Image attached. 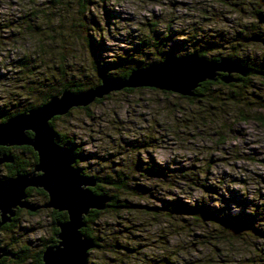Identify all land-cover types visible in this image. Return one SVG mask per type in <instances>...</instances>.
Listing matches in <instances>:
<instances>
[{
  "label": "rangeland",
  "instance_id": "374dc122",
  "mask_svg": "<svg viewBox=\"0 0 264 264\" xmlns=\"http://www.w3.org/2000/svg\"><path fill=\"white\" fill-rule=\"evenodd\" d=\"M86 8L78 0H0V108L38 103L59 78L97 83L98 70L116 72L110 62L122 56L142 66L200 49L264 66V0H89ZM253 33L263 41L242 40ZM138 41L148 43L140 50ZM185 97L113 90L55 121L80 146L78 166L88 175L120 172L119 184H102L130 204L104 210L89 263L264 264V76ZM30 200L46 199L34 192ZM51 210L22 211L1 237L35 257L54 235ZM234 214L247 219L236 234Z\"/></svg>",
  "mask_w": 264,
  "mask_h": 264
},
{
  "label": "water",
  "instance_id": "95a60500",
  "mask_svg": "<svg viewBox=\"0 0 264 264\" xmlns=\"http://www.w3.org/2000/svg\"><path fill=\"white\" fill-rule=\"evenodd\" d=\"M242 40L260 42L263 37L253 33ZM259 73L255 67L232 57L208 58L196 52L171 55L136 67L127 76L102 74L99 83L81 91L65 88L42 104L0 121V146L28 145L38 155L30 171L9 177L0 176V225L11 221L18 207L31 212L40 208L66 211L68 218L57 224V242L48 244L42 252V264H92L88 261V253L97 244L94 238L82 231L86 226L85 217L92 209L108 208L112 196L93 191L92 187L100 181L99 178L82 172V167L76 164L74 146L56 140L52 118L63 116L75 107H86L113 90L153 87L193 96L195 89L205 80L240 82L241 77ZM11 161V154L0 153V164ZM29 187L42 188L48 200L42 204L30 201L27 194ZM229 225L234 234L238 229H245L244 225L235 221H229ZM11 255L8 246H0V258Z\"/></svg>",
  "mask_w": 264,
  "mask_h": 264
},
{
  "label": "trees",
  "instance_id": "16d2710c",
  "mask_svg": "<svg viewBox=\"0 0 264 264\" xmlns=\"http://www.w3.org/2000/svg\"><path fill=\"white\" fill-rule=\"evenodd\" d=\"M88 2H89V0H78V5L80 7L79 11L84 12L87 9L86 8V3H88ZM258 11H260V10H258ZM144 43H148V42H146V41H143V42L138 41V42L135 43V47L140 49V50H142L143 46L146 45ZM194 51L196 53H199L202 56H205V57L207 56L206 53L203 50L196 49ZM232 56L233 55H230L228 57H232ZM222 57H224V56H212L211 58L220 59ZM236 60H239V61H241L243 63H246L248 65H251V66L255 67L256 69H258L260 71V73L258 75H260L261 77L264 76V66L259 65V64H253V63L249 62L246 59H236ZM149 62L145 63V65H148V64L151 63V62L150 63ZM110 63L113 64L111 68L113 70H115L116 72L107 73L104 70L99 69L98 70L99 78H98V82L97 83L100 82V78H101L102 74H108L110 76H115V75L127 76L132 69L140 66V65L129 66L127 64V62H126V65H124L123 64V56L121 58H119V60H116L115 62H110ZM145 65H142V66H145ZM235 75L239 76L238 74H235ZM249 76L241 77L240 83L244 82V81H248L249 80ZM57 83H58L57 86H56L55 83H50L49 85H47L50 88H47V89H46L47 86H45V89H46L45 93L43 94L41 100L38 103L31 102V103L26 104L25 106H21L20 105L21 108H18V109H14V108L9 109L7 107L0 108V121L6 120L10 116H12V115H14V114H16L18 112H22V111L28 110L31 107H34V106L42 104L51 95L60 94L65 88H70L73 91H81V90H84L86 88L95 86L97 84V83L85 84V83L80 82V81H74L73 82L71 80L64 81V80H62L60 78L58 79ZM218 83H222V81H220V80H216V81L205 80L199 85L198 88L195 89V94L193 96H187L185 98H188V99L192 100L196 96H201V95H203L205 93H208V92L211 91L212 86L216 85ZM234 83H239V82H230L228 84L234 85ZM124 90L125 91H133L134 88H125ZM101 101H102V98L95 100V102H101ZM85 108H88V106H86ZM69 114H70V111L66 115H69ZM62 117L63 116H55L51 120V124L54 127L55 132H56V140L58 142L62 143V144L63 143H67L69 146H74L75 147V151L77 153L76 164L78 165L81 161H83L85 159L83 154H82V152H81V150H80V146H78L75 143V139H73L70 135H68L66 133H62L61 131L59 132L55 128V121L58 118H62ZM29 134H31V132H29ZM8 148L9 149H7V152L12 153V151H11L12 148H10V147H8ZM19 149H21V150L18 153H16V154L12 153L15 156V160L18 162V167H17L18 169L16 167H14L13 170H12L13 172H15V170H17V171H26L28 168H31L33 166V164L38 159L37 152L31 146L23 145V146H20ZM23 155H27V156L24 157ZM82 172L84 174H87L85 172V168H82ZM95 177H97V176H95ZM108 177L109 176H106V178L98 176L97 178H100V181L94 187H92L93 191L96 192V193H99V194H101V193L110 194V193H108V190L105 188V185H103L102 183L104 182V180H107V181H110L112 184H119L117 181H120L121 175H120V172H119L117 177H114V178H112V177L108 178ZM121 183H123V181ZM116 188H118V187H116ZM33 191H35L34 188H32V187L28 188L27 192H28V196L29 197L33 196ZM38 191H39V193L42 196H46L47 195L46 192L42 188H39ZM110 195L112 196V201H111V204H110V208L111 209H113V210H118V209L119 210H123L125 208L130 207V204L128 202L122 200V198L119 196L118 193H116V194L113 193V194H110ZM105 211H106V209H105ZM102 213H104V210L92 209L90 211V214L85 217L86 226L82 228V231L87 236H90V237L95 239L96 244H97L95 249H98V248L101 247V241H102V238H103L102 232L95 231V226H94L97 223V221L99 220V218L101 217ZM30 214H33V213L30 212ZM51 215L53 217L52 220H53V234L54 235L43 243V247L41 248L40 251L37 252L35 257L29 253V248H27V247L22 248L20 251L17 250L18 252H16V255L19 256L17 258L18 260L23 262L24 259L27 260L28 258H34L37 264H42L43 263L42 262V252H43L44 248L50 243L52 244V243H56L57 242L56 234L59 231V228H58L57 224L59 222L65 221L68 218V214H67L66 211H58V210L52 209L51 210ZM246 220L247 219L244 218L241 214H234V215H232L229 218V221H235L237 223H239L240 221H246ZM241 225H243V224H241ZM113 245H115V244H113Z\"/></svg>",
  "mask_w": 264,
  "mask_h": 264
},
{
  "label": "flooded vegetation",
  "instance_id": "af4514ba",
  "mask_svg": "<svg viewBox=\"0 0 264 264\" xmlns=\"http://www.w3.org/2000/svg\"><path fill=\"white\" fill-rule=\"evenodd\" d=\"M21 146H23V145H21ZM8 147H10V148H12L11 149V151H12V153H18L21 149H19V147L20 146H18V145H11V146H7V145H1L0 146V153H9V152H7V149H9ZM14 148V149H13ZM18 148V149H17ZM12 153H9V154H11L12 156H13V161H11V162H3L2 164H0V176L3 178V177H9V176H14V175H16L17 173H24V172H28V171H30L32 168H33V166H34V164L36 163H34L33 164V166L31 167V168H28L26 171H17V170H15V172H13L12 170H13V168L14 167H18V162L15 160V156L12 154ZM24 157H26L27 155H23ZM38 160V159H37ZM1 169H5V171L2 173L1 172ZM18 169V168H17ZM13 173H12V172ZM30 188V187H29ZM32 188H34L35 189V191H33V195H34V192H39L38 190H39V188H35V187H32ZM28 190V189H27ZM27 194H28V192H27ZM47 194V193H46ZM42 196V195H41ZM42 197H44V199H46L44 202H46L47 200H48V195H46V196H42ZM28 199L30 200L31 199V197H29L28 196ZM31 201V200H30ZM43 202V203H44ZM34 203V202H33ZM38 204H42V203H38ZM42 209H44V208H40V209H38L37 211H35V212H31V211H29L28 209H25V208H20V207H18L17 208V210H16V214L12 217V219H11V221H9V222H6V223H4V224H2V225H0V246H8V249L12 252V255L11 256H2L1 258H0V264L1 263H3V262H5L6 260H8V259H17L19 256L18 255H16V252H18L17 250H15L14 248H13V245H12V243H10V242H6L4 239H3V237H1V232H3V231H7V230H11V229H13L15 226H17V222L19 221L18 220V218H19V216H20V213L22 212V211H27L28 213H33V214H35V213H39V211L40 210H42ZM55 210V209H54ZM0 219H1V212H0Z\"/></svg>",
  "mask_w": 264,
  "mask_h": 264
}]
</instances>
